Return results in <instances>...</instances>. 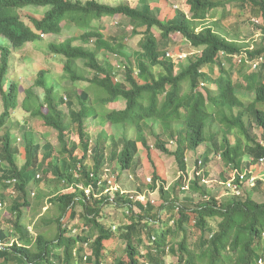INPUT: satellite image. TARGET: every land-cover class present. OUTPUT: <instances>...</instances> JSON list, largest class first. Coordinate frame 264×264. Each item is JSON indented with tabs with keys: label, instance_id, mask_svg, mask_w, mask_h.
Wrapping results in <instances>:
<instances>
[{
	"label": "trees",
	"instance_id": "trees-1",
	"mask_svg": "<svg viewBox=\"0 0 264 264\" xmlns=\"http://www.w3.org/2000/svg\"><path fill=\"white\" fill-rule=\"evenodd\" d=\"M230 2L241 10L248 8L260 22L252 24L264 35V0H187L189 14L175 9L168 19L159 18L151 0H137L135 5L0 0V36L9 41V48L0 46V186L13 185L16 190L9 206L13 218L9 225H0V264H166L168 257L171 264H264V201L249 193L219 197L202 181L209 176L206 169L195 174L198 163L187 180L186 154L201 144L206 145L203 166L212 151L222 160L226 179L235 169L258 172L264 160V36L259 43L242 42L219 32L218 22L200 26L214 12L224 14ZM31 6L45 10L27 15L29 25L22 10ZM108 19L114 21V32L105 31L103 22ZM64 26L75 32L46 47L60 59L71 87L57 89L62 79L52 82L43 67L22 90L19 80L6 82L11 48L20 54L24 45L41 39L40 34L59 35ZM128 30L141 35L132 50ZM173 34L193 48L177 60L167 52L174 44ZM258 60L257 71L245 73ZM233 64L243 76V86L228 68ZM33 87L44 89L42 99ZM241 87L245 94L239 92ZM20 91L25 94L19 103ZM118 101L125 106H107ZM19 104L26 115L57 131V147L48 141L41 144L28 129L22 132L24 157L20 156L17 137L8 125ZM91 121L102 126L94 137L89 133ZM254 126L260 136L253 133ZM168 142L174 144L172 150ZM138 143L172 155L180 170L177 181L169 188L153 171L149 182L138 181L134 194L119 189L103 194L106 167L116 177L124 171L139 177ZM77 149L81 156L75 154ZM262 181L257 179L251 189L258 191ZM41 182L55 188L48 199L56 213L47 208L40 219L41 226L56 224L53 235L37 225L31 232L23 220L25 209H35L31 198L39 209L44 207V194L37 189ZM80 184L91 186L89 195ZM59 186L71 190L60 191ZM147 188L160 193L158 205L145 199ZM107 204L123 208L128 222L112 227L103 221ZM77 206L82 207L81 228L68 225ZM115 238L124 245L120 252L107 246Z\"/></svg>",
	"mask_w": 264,
	"mask_h": 264
},
{
	"label": "rangeland",
	"instance_id": "rangeland-1",
	"mask_svg": "<svg viewBox=\"0 0 264 264\" xmlns=\"http://www.w3.org/2000/svg\"><path fill=\"white\" fill-rule=\"evenodd\" d=\"M101 2L109 3V4H117L121 2H128L131 5H135L137 3V0H98ZM151 6L158 8V16L160 19H168L171 18L175 12V9L184 11L186 14H189V6L187 4V0H151ZM241 10L240 7L235 2H230L226 5L225 13L223 14L222 11H216L211 16H209L202 25H211L213 26L214 22H218L219 29H217L222 34L224 33L225 36L237 39L242 42H261L263 41V33L259 31L254 23H260L257 22V20L254 19L253 16H251L250 12L247 10ZM45 8L42 7H27V9L22 10L23 19L30 25V19L27 17V15H33L34 13L40 15V13H43ZM114 21L105 20L103 22V25L106 32H114L115 27L113 24ZM130 30V27H128ZM127 31V41H129V46L132 49L136 48L137 41L140 34L137 35H131L130 31ZM154 33L158 35V32H156L153 29ZM75 32L74 27H66L64 26L62 28L61 34L59 35H50L47 34L44 37H41L39 40H35L33 44H26L22 47L20 54H17L13 51L11 48L10 53V62L11 67L8 68V73L6 74V82L9 83L11 79L13 80H19L20 90H22L24 87L30 85L33 83L38 70L43 67L48 69V74L51 75L50 78H52V82H56L57 79L60 80V85L56 86L57 89L60 91L64 90V88L71 87V83L69 80H67L63 72L62 67L60 65V59L53 57L50 52L48 51L46 45L48 42L54 40L55 38H61L65 36H70ZM172 39L174 40V44L169 45L168 48H170L167 52L172 54L177 60V56L183 54L192 52L193 48L189 45L187 41L183 37H181L178 34H173ZM252 45V43L250 44ZM0 46L9 48V42H7L3 37L0 36ZM1 51V50H0ZM117 60H121V58L116 57ZM239 58L235 57L234 62H237ZM261 63V60H258V63L256 65L252 64L248 69H245V73H250L257 71L259 65ZM229 70L231 69L232 72L234 71L233 78L242 85L243 82V76H240L237 71H240L234 64L228 65ZM217 71V67L215 69ZM122 74V71H121ZM123 75H119V78L122 79ZM82 85V84H81ZM5 87V86H4ZM81 88V87H79ZM35 93L40 97V99L44 96V89L41 87H33ZM241 94H245V90L240 88L239 91ZM25 93H22L20 91L19 93V103L22 100V97ZM110 108H122L124 107L123 101H118L114 103H110L107 105ZM60 107L66 111L64 108V105H60ZM3 105L0 95V113L2 111ZM27 113L21 108V105L19 104L17 109L10 115L8 125L12 128L11 131L13 135L17 137V144L20 149V156L24 157V149H23V140L21 138L22 132L24 130H31L33 129V132L41 144L45 142H50L53 146L57 147L58 145V138H57V131L54 129H49L46 126L42 124V121L39 122L35 118L31 117L30 115H26ZM107 126V131L112 133V128H109ZM89 133L92 137L96 136L98 133H100V127L97 122H89ZM253 133L257 134V136H260L261 130H259L257 127H253ZM100 131V132H99ZM160 130L157 129L156 132H159ZM2 130L0 129V134ZM73 140L75 142H79V137L77 133L72 134ZM20 138V140L18 139ZM231 141H233V136L230 135ZM92 143L95 141H91ZM109 142V141H108ZM151 144L154 143V140L150 138ZM138 146L140 147L139 151V160L140 165L136 167L137 175L139 176L137 179L136 177L130 172V171H124L119 177H116L112 174H110V170L108 167L103 169L102 172V180L107 181L106 186H102L103 188V194L105 193H111L113 194V191L119 189L125 193L134 194V191L136 190V187L138 186V181L141 182H149V178L151 177V174L153 171H155L157 174H159L164 181L166 182V186L171 188V186L177 181L180 175V170L178 169V166L176 164V161L172 155L166 154L158 149H155L154 147H150L149 150H146L145 148H142L140 143H138ZM167 147L171 148V150L174 148V144L171 142L167 143ZM206 145L201 144L193 151H188L186 154V165H187V180L189 181L190 178L193 177V173L196 170V166L198 163V170L200 172L203 171V169H206L207 172H209V176L206 178L205 183L206 186H208L212 191H215L216 194H218L221 198L228 197L232 192L226 190L223 185V181L226 179L227 174L226 170L224 169L223 162L218 156H214V154L211 151V154L209 155L208 162L205 166H203V163L201 162V154L205 150ZM43 150L40 149V155L42 154ZM82 150L77 149L75 151V154L78 156L82 155ZM22 159H20L21 162ZM251 169V168H250ZM254 172V171H253ZM254 175L258 177V179H262L261 188L258 191L252 190L254 186H251L247 183H244L241 188L240 195H245L249 193V195L256 201H264V160L261 162L260 169L258 172H254ZM207 187V188H208ZM60 191L61 190H71L70 187L65 188L64 186H59ZM41 190L44 194L43 203L44 207L42 209L40 208V205L35 203V199L31 198V205L35 209H25L24 212V218L23 220L28 224V228L31 230V232H35V227L38 226L41 231H44L45 233H49L53 235L56 231V224L52 223L50 226H41V217L48 209L51 208V213H56V208H53V204L49 202V197L53 193L52 190H55V188L51 185H48L44 182L39 183L38 188ZM148 189V188H147ZM16 190L14 189V186L11 185L8 188L2 189L0 186V194L4 195V201L0 200V225L3 224L9 225V223L12 220V216L9 210V206L11 204V199H14L16 196ZM33 191L36 192L35 189ZM147 193L145 199L151 200V202L155 205H158L161 202L160 193L155 191H150L149 189L146 190ZM85 194L87 195L86 191ZM36 195V194H35ZM89 195V194H88ZM30 196L33 197L32 192L30 193ZM181 197L183 194L180 195ZM195 196V194H194ZM141 200L144 199V195H141L139 197ZM36 204V205H35ZM47 209V210H46ZM46 210V211H45ZM102 213L104 214V219L108 225H112V227H116L120 224L127 223L128 219L124 215V209L119 208L115 205L107 204L103 207ZM68 225H72V227H78L81 228L84 225L83 219H82V207L77 206L76 207V215L74 218L69 219ZM79 230V229H77ZM48 234V237H53ZM107 246L109 249L116 250L120 252L122 247L124 246L121 244L120 241L115 238L113 241L107 243ZM111 257H108V260H110ZM172 258L168 257L166 258V264H171ZM9 264H13L10 262Z\"/></svg>",
	"mask_w": 264,
	"mask_h": 264
},
{
	"label": "built area",
	"instance_id": "built-area-1",
	"mask_svg": "<svg viewBox=\"0 0 264 264\" xmlns=\"http://www.w3.org/2000/svg\"><path fill=\"white\" fill-rule=\"evenodd\" d=\"M263 161V159H261ZM199 172H197L198 174ZM257 176L254 175V172L250 168H245L244 170H238L235 169L231 173L230 177L225 181V187L228 188L231 192L234 194H240L241 188L244 183H247L251 186H254L257 180ZM205 181V180H203ZM86 193H89L91 191V187H85L84 188ZM3 246V244L0 242V248Z\"/></svg>",
	"mask_w": 264,
	"mask_h": 264
},
{
	"label": "clouds",
	"instance_id": "clouds-1",
	"mask_svg": "<svg viewBox=\"0 0 264 264\" xmlns=\"http://www.w3.org/2000/svg\"><path fill=\"white\" fill-rule=\"evenodd\" d=\"M45 35H47V34H40L41 37H44ZM50 35H54V34H50ZM3 38H4L7 42H9L4 36H3ZM185 55H186V53H183V54H181V55H179V56H177V57H179V58H183ZM255 63H258V61H254V62H252V64L256 65ZM243 170H244V169H243ZM197 172H200V171H199V170L196 171V173H195L196 175L199 174V173L197 174ZM232 172H233V171H231L230 173H232ZM227 179H228V178H227ZM227 179H226V180H227ZM257 179H258V178H257ZM203 180H205V181H203ZM226 180H225V181H226ZM202 181H203V182H206L207 180H206V178H203ZM225 181L223 182V185H224V186H225V184H224ZM255 184H256V183H255ZM242 186H243V185H242ZM78 187L84 189V187L82 186V184L78 185ZM88 187H89V186H88ZM90 187H91V186H90ZM186 188H187V187H186ZM224 188H225L226 190L228 189V188H226V187H224ZM84 190H85V189H84ZM90 192H91V191H90ZM90 192H89V193H90ZM89 193H87V195H88Z\"/></svg>",
	"mask_w": 264,
	"mask_h": 264
}]
</instances>
